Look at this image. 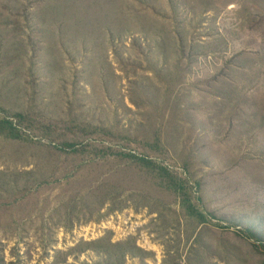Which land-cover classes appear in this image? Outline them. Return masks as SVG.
I'll use <instances>...</instances> for the list:
<instances>
[{
  "label": "rangeland",
  "instance_id": "374dc122",
  "mask_svg": "<svg viewBox=\"0 0 264 264\" xmlns=\"http://www.w3.org/2000/svg\"><path fill=\"white\" fill-rule=\"evenodd\" d=\"M15 112L52 130L0 135V264H106L95 241L136 246L123 264L264 260V0H0ZM84 124L189 177L209 222L148 171L56 148Z\"/></svg>",
  "mask_w": 264,
  "mask_h": 264
},
{
  "label": "trees",
  "instance_id": "16d2710c",
  "mask_svg": "<svg viewBox=\"0 0 264 264\" xmlns=\"http://www.w3.org/2000/svg\"><path fill=\"white\" fill-rule=\"evenodd\" d=\"M79 126H81L80 132L82 137L87 136L86 140L82 142L65 140L60 147L57 146L56 148H61L63 152L71 150L72 154L78 156H84L91 154L92 152H96V156L101 158H105L110 155L128 162L129 165L133 166L139 172L148 171L153 174L154 178L157 179V184L162 189L167 190L178 197L181 207H183L186 212L191 215V217L198 219L201 224L209 222L210 215L199 209L195 202L194 193L196 192L195 189H197L198 186L197 184H192L189 177L177 175L168 166L157 163L145 156L139 157L135 154L126 152L118 153L109 148L97 146L95 145L96 139H94L96 136H106L110 139L113 135L103 127H95L85 124ZM21 128L28 130L43 129L45 136L47 131L52 130L49 125L38 126L35 122V118H30L23 113H9L5 118L0 117V135L4 139L21 143L27 142L28 140L23 137L24 135L20 130ZM0 174L4 176L3 173L0 172ZM25 174L27 173H15L14 175L19 177ZM28 174H32V172L30 171ZM31 188L32 187L25 186V192L29 193ZM247 232L250 238L255 239V241H260L259 237L250 229H248ZM100 243V241L86 243L81 253L85 250H91L95 254H103L105 256L106 264H123V259L126 255L133 253L134 251H138L136 246H132L128 250H123L122 243H106L105 245H101ZM110 248L117 250L110 251ZM261 264H264V260Z\"/></svg>",
  "mask_w": 264,
  "mask_h": 264
}]
</instances>
